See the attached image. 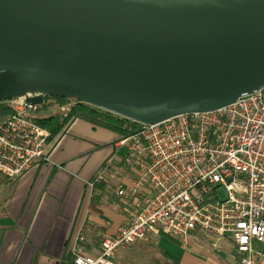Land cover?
<instances>
[{
	"label": "water",
	"instance_id": "1",
	"mask_svg": "<svg viewBox=\"0 0 264 264\" xmlns=\"http://www.w3.org/2000/svg\"><path fill=\"white\" fill-rule=\"evenodd\" d=\"M262 88L264 0H0V102L152 125Z\"/></svg>",
	"mask_w": 264,
	"mask_h": 264
},
{
	"label": "built area",
	"instance_id": "2",
	"mask_svg": "<svg viewBox=\"0 0 264 264\" xmlns=\"http://www.w3.org/2000/svg\"><path fill=\"white\" fill-rule=\"evenodd\" d=\"M30 97L3 102L11 112L0 117V175L10 180L48 160L50 132L36 121L64 119L76 101L43 97L34 105ZM128 121V134L114 144L127 152L134 171L115 192L130 206L128 223L114 235L98 236V254L85 251L78 233L70 247L72 264H115L128 245L159 235L185 248L196 232L207 236L213 249L230 243L239 264H264V88L215 111L152 125ZM112 177L104 166L90 187Z\"/></svg>",
	"mask_w": 264,
	"mask_h": 264
},
{
	"label": "crops",
	"instance_id": "3",
	"mask_svg": "<svg viewBox=\"0 0 264 264\" xmlns=\"http://www.w3.org/2000/svg\"><path fill=\"white\" fill-rule=\"evenodd\" d=\"M119 137L111 128L73 118L48 142L47 161L0 189V264H67L78 233L85 238V251L98 254V236L114 235L127 225L130 206L115 192L122 178L134 171L124 160L123 149L114 145ZM104 166L114 177L90 187ZM137 243L117 256L133 252V258L145 264H239L230 243L213 249L201 232L193 233L185 248L164 235L141 242L140 248L150 256L138 250ZM222 247L228 248L229 256L219 250Z\"/></svg>",
	"mask_w": 264,
	"mask_h": 264
},
{
	"label": "trees",
	"instance_id": "4",
	"mask_svg": "<svg viewBox=\"0 0 264 264\" xmlns=\"http://www.w3.org/2000/svg\"><path fill=\"white\" fill-rule=\"evenodd\" d=\"M45 99H54L59 103H66L70 101H75L74 99H66L61 97H54V96H46ZM11 112V109L9 106H7L5 103L0 102V117L7 116ZM83 117L88 120H91L92 122H95L97 124L106 126L108 128L113 129L116 131L120 137L126 136L128 134V127L132 123L128 121L127 119L120 118L119 116L109 113L107 111L95 108L93 106L80 103L75 101V104L70 108V112L68 113V116L64 119L60 117L59 115H53L45 118H40L36 122L38 125L46 128L50 132V137L48 139V142L55 138L66 126V124L73 118ZM123 154L125 155L124 160H126L128 154L125 150H123ZM10 179L0 175V189L8 184ZM172 241L178 243L175 239L170 238L168 236H164ZM179 244V243H178ZM159 264H176V263H160ZM67 264H72L71 260H68Z\"/></svg>",
	"mask_w": 264,
	"mask_h": 264
},
{
	"label": "rangeland",
	"instance_id": "5",
	"mask_svg": "<svg viewBox=\"0 0 264 264\" xmlns=\"http://www.w3.org/2000/svg\"><path fill=\"white\" fill-rule=\"evenodd\" d=\"M54 114V113H53ZM43 116H47L48 113L45 112V113H42ZM157 243V242H156ZM143 244V243H142ZM141 242H138L137 244H135L136 246H138L139 248H137L138 250H140L141 252H143L145 255H148L150 254V252H148V250H145L146 248L144 247H141L142 246ZM134 245V246H135ZM156 246V244L153 243V247ZM156 248H158L156 246ZM211 250V249H210ZM219 250L223 251V253H225L227 256H229L228 254V248H219ZM212 252H215L216 250H211ZM126 252V251H125ZM153 253V252H151ZM173 251H170L169 252V256L170 254H172ZM150 256V255H148ZM156 256V255H155ZM154 257V256H153ZM154 259V258H153ZM115 264H145L143 261H137L133 258V252H130L128 254H119L118 256H116L115 260H114Z\"/></svg>",
	"mask_w": 264,
	"mask_h": 264
}]
</instances>
